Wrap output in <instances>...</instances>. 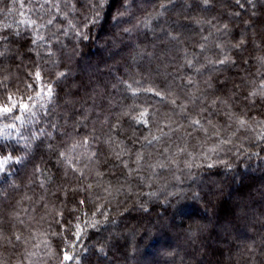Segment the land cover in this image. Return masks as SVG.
Returning <instances> with one entry per match:
<instances>
[{"label": "trees", "instance_id": "16d2710c", "mask_svg": "<svg viewBox=\"0 0 264 264\" xmlns=\"http://www.w3.org/2000/svg\"><path fill=\"white\" fill-rule=\"evenodd\" d=\"M139 1L135 0L133 4L137 18L147 14L154 16L161 11L164 14L153 21L155 31L133 33L132 39L136 43L154 53L134 61L130 55L132 49L126 46L128 38L122 37L123 43L118 38L120 29L128 27L129 23L125 20L117 24L112 20L118 9L123 11L121 0H109L111 7L104 9L102 18L95 24L85 19L91 18L90 0H71L76 4V11L65 6L69 0H59L60 13L50 8V3L57 0H0V37H8L0 40V52H5L0 56V103H7L9 92L14 99L32 95V89L26 88V84L35 83L31 74L37 65L45 83H52L55 90V100L48 113L37 108L35 119L15 121L16 129H4L7 138L0 136V145H7L9 150L16 148L13 154L23 155L25 140L22 138L30 140L41 130L45 133L53 131L51 123H58L71 132L73 121L85 110H92L87 121L91 128L98 115L103 119L101 113H115L121 104L134 102L131 93H126L124 85L119 84L120 79L128 80L133 87H151L162 92L169 91L165 85L174 81L171 90L178 91L179 77L191 71L182 67L185 55L191 58L193 53H199L201 63L205 56L219 58L216 43L234 44L242 34L247 45L239 52L231 49L229 53L236 59L235 65H216L215 70L209 66L208 71L194 78L203 82L211 77L214 88L208 90L209 98L235 92L234 86L239 85L237 98L244 107L243 95L259 87L257 71L264 72L254 58L264 55V50L252 44L253 32L257 33V41L264 33V0H208L207 4L204 0H173L176 7L166 9H161L160 5H167L168 0ZM38 5H44V9H39ZM208 10L212 12H206ZM65 12L66 16L62 14ZM49 19H53L50 25L47 24ZM197 19L200 24L194 22ZM31 20L44 26L34 27L29 23ZM161 28L179 32L181 43H168ZM77 30L88 39H81ZM209 33L212 35L206 42L207 50L198 48L201 37ZM41 36L42 40L38 38ZM32 39H36V44L30 43ZM60 71L66 76L57 79L56 73ZM113 84L118 87L113 89ZM171 99L154 92H141L135 98V103L151 106L150 111L155 110L158 120L172 119L182 123L184 128L171 135L172 147L167 159L159 155L162 147L169 143L167 137L163 143L145 149L152 155L146 159L140 175L151 176L150 181L135 175L126 179L121 169H114L110 164L102 169L107 173L104 183L110 181L113 190L107 195L95 188L93 195L100 196L95 203L105 205L100 211H107L109 222L96 228L81 223L85 234L79 240L73 235L76 225L82 220L91 222L94 209L89 204L86 217L81 215L83 208L71 211L75 206L73 194L69 192L65 199L56 192V186L67 184L72 188L79 181L71 172L68 179H64L44 145L35 147L36 142H32L29 159L21 165H12V171L18 172L12 177L18 187L0 184V217L5 221V235L12 232L22 235L21 241L13 238L11 245L0 246V261L4 264H58L57 254L62 255L64 248L71 250L74 243L82 264H264V141L258 139L264 128L253 124L237 131L235 124L228 126L219 106L213 109L199 102L196 108L189 106L192 115L198 107H207L203 118L211 119L219 126L222 130L220 138L231 140L213 151L220 138L211 135L212 129L208 125H205L209 127L207 135L193 132L187 119L173 108ZM109 101L115 106H110ZM260 111H264V106L258 104L252 115L259 119ZM10 123H13L11 119L0 117V129ZM125 129L129 137L133 131L138 136L145 134L143 128L128 129L127 124ZM185 132H191V136L185 137ZM233 132L235 135H231ZM120 139H124V135H120ZM176 146L185 147V151L176 153ZM160 162L166 167L155 170L148 167ZM209 164L213 167L209 168ZM35 165L46 169L45 176L34 172ZM47 175H53L54 179L46 184L45 192L40 187V180L46 179ZM120 185L124 187L115 191ZM5 191L6 198L2 195ZM41 196L45 200L37 203ZM178 202L185 211L183 215L175 211ZM241 203L247 206V215H234L236 206ZM59 211H63V218L57 215ZM95 219H101V215L98 213ZM197 221L207 227L190 237L188 230L190 226L196 230ZM54 232L59 235H52ZM101 247L103 253L99 251Z\"/></svg>", "mask_w": 264, "mask_h": 264}, {"label": "snow or ice", "instance_id": "6c2138e0", "mask_svg": "<svg viewBox=\"0 0 264 264\" xmlns=\"http://www.w3.org/2000/svg\"><path fill=\"white\" fill-rule=\"evenodd\" d=\"M208 0H204V3L207 4ZM135 0H121V10H117L116 14L112 16V20L117 24L125 22L129 23L128 27L120 29L121 42L123 43L122 37L128 38L127 47H130L132 51L130 52L131 58L135 61L137 57H151L154 55L152 52H147L145 47H142L140 44L136 43L133 39V33L139 34L143 30L155 31L153 29V21L158 20L160 16L164 13L163 11L156 13L154 16L147 14L142 18H137L134 15L133 4ZM66 7H70L73 11H76V4L72 3L71 0ZM168 6L173 8L176 7V4L173 0H168V4H161V9H166ZM39 9L43 10L44 5H38ZM106 7H111L109 0H90L88 8L91 12V18L85 17L88 20V23L95 24L102 18V13ZM185 7V5H181ZM191 7V5H187ZM50 8H54L57 13L61 11V5L59 0L56 3H50ZM67 15V13H62ZM54 19V18H53ZM53 19H49L47 24H52ZM134 21V23L132 22ZM196 24H200V20L194 21ZM34 27H43L44 25L37 24L36 20L29 21ZM246 24H250L249 21H245ZM7 27V26H6ZM87 27V25H85ZM227 29V25L223 26ZM160 31L164 33L165 39L168 43L175 42L177 44L181 43L180 33L173 31L171 28L164 29L161 28ZM219 31V29H217ZM77 34L81 39H88L87 35L79 32ZM212 34L209 33L208 36L201 37V43L197 45L198 48L202 50H207L206 42L209 40V37ZM257 33L253 32L252 35V44L255 48L264 50V33L260 34L259 41L256 39ZM43 39V37H38ZM8 37H0V40H7ZM31 44H36V39L30 41ZM248 43L244 38V34L241 35V38L236 43L229 42L228 45L217 42L215 47L219 50V58L209 59L207 56L204 57V62L201 63L199 60V53H193L191 58L188 55L184 57V64L182 67L191 69V71L186 76L179 77L180 84L177 86L178 91L171 90L172 83L165 85L167 89H170L167 92L157 91L155 88H146L141 89L139 87H133L132 83H129L128 80H119V84L124 85V90L126 93H131L133 98V103L127 105H120V110L113 113L108 111L103 115V119H100L99 115L96 117L91 128L88 127L87 121L90 119L92 110H85L75 121H73L71 127L72 131L68 132L65 127L59 125L58 123H51L50 127L53 129L51 132H44L43 130L38 133H34L31 139L22 138L25 140L24 149L25 154L23 155H14L16 148L9 150L7 145H0V184L7 185L11 188H16L18 185L12 177L18 175V172L12 171V165H21L26 159H29L28 152L33 150V143L35 147L44 145L47 150L48 155L52 158L57 172H62L63 178L68 179L69 173L71 172L73 177L79 181L75 187L69 188L67 184H58L56 186V192L63 195L65 199L68 198L69 192L73 194L75 198V206L71 209L72 212L81 211L82 216H88V205L91 204L93 211H91V216L93 219L91 222L88 220H82L76 225V231L73 233L76 240H79L84 234L85 229L81 227V223L86 225L88 228H96L102 223L109 222V215L107 211L101 213V208H104V204H97L96 201H99L100 196H94L93 191L95 188H99L102 192L107 195L111 194L113 190V185L110 181L106 184L104 183V177L106 176V171L102 170L111 165V167L119 168L122 170L125 178H131L133 175L139 177L141 180H151L152 177H144L140 175L141 170L143 169L146 159L151 158V152H146L145 149L151 148L156 144H161L164 142L167 137L169 143L167 146H163L162 150L159 151V155L163 156L165 159L168 158L172 144L170 142L171 135L180 131L184 128L182 123H178L172 119H157V114L155 110L150 111V107H145L143 104L135 103V98L141 92H154L155 95L164 97H172L170 100L171 105L174 109H178L180 115L185 117L188 121V127L193 132H203L206 135L209 133V127H211V135L217 138L221 137V129L217 124H214L211 119H204L202 114L207 112V107H198L196 114L192 115L189 112V106L196 108L198 102L200 104L210 105L213 109H216L218 106L223 109V116L227 118L228 126L231 127L235 124L237 131L244 128H249L253 124L257 125L260 128H264V111L258 112L259 119L252 115L253 109L259 104L264 106V72L258 70L257 75L260 76L259 87L253 88L247 91L243 97L242 101L244 107L240 106V100H238L239 85L234 87L237 91L227 94L225 96L213 95L212 98H209L207 92L209 89H213L214 85L212 83L211 77L205 79L203 82L194 78L196 75L201 74L205 71H208L209 66L215 70V66L219 65L224 67L226 65H235L236 59L230 55L231 49L241 51L244 46ZM155 47V45H153ZM49 51H51L49 49ZM187 52V49H184ZM5 52H0V56H4ZM39 55V53H37ZM256 61L264 68V55H259L254 57ZM66 76V73L63 71L57 72V79L63 78ZM31 77L34 79L35 83L26 84V88L32 89V95H28L26 99H14L12 93H7L6 101L7 103H0V117L5 120L11 119L13 123L5 124L3 129H0V136L6 137L4 129H16L15 121L27 122L29 117L35 119L36 109H42L45 114L48 113L49 106L55 100V90L52 83H45L44 76L40 67L37 65L36 70L31 74ZM138 83V82H135ZM203 83V87H201ZM251 83V82H249ZM117 84H113L112 88L116 89ZM110 106H115L112 101H109ZM203 121V122H202ZM68 124V121L65 120V125ZM125 124L128 125V129L139 130L143 128L145 134L137 135L136 131L132 132V136L127 135V129H125ZM99 125V127H97ZM208 125L209 127H206ZM155 128V131H153ZM120 135H124V139H120ZM231 135H235L233 132ZM184 136H191V132H185ZM259 140L264 141V133L259 135ZM45 140L49 141L45 143ZM231 143V140H225L220 138L219 143L215 146L213 151L216 148H219L221 144ZM129 144L132 146L129 147ZM264 150V149H262ZM185 147L176 146V153H183ZM106 154V155H105ZM105 157L101 159V157ZM171 163L175 164V160H171ZM132 165H135L133 167ZM191 167L190 164L187 165ZM149 168L155 170V168L160 167L164 168L166 165L163 162L157 164H149ZM209 168L213 167V164L208 165ZM228 167H231L229 164ZM34 172L40 173L41 176H45L46 169H42L39 165L34 166ZM114 174V173H113ZM54 179L53 175H47L46 179L40 180V187L47 191L46 184L50 183ZM120 187L115 188L114 190L119 192ZM2 195L6 198L7 192L5 191ZM154 195V193H153ZM194 198L195 195H194ZM45 200L44 196H41L37 203H40ZM47 207V204L44 205ZM141 207H144L141 205ZM147 210V209H145ZM35 211V209H33ZM175 211L178 215L185 214L183 208L178 204L175 206ZM101 215V219H95L97 214ZM238 213L239 216L247 215V206L245 204H238L234 210V215ZM15 215L19 216V213ZM57 215L63 218V211L57 212ZM189 218H191L189 216ZM80 218L77 217V220ZM23 225V220L20 221ZM60 224V221H57ZM196 230H193L190 226L188 234L190 237L197 235L198 231H203L206 229V225L195 222ZM52 235H59V233H52ZM13 238L15 241L19 242L22 240V235L19 232H12L10 235H5V221L0 217V246L11 245ZM27 243V241H24ZM45 247L47 248V242H45ZM69 248H64L61 250L62 255L59 253L58 264H82V258L79 253L76 252L75 244L73 243ZM251 249V245H249ZM86 251V250H84ZM101 253L104 252L103 247L99 249ZM35 255V253H31ZM171 255V253H169ZM0 264H4L3 261H0Z\"/></svg>", "mask_w": 264, "mask_h": 264}, {"label": "rangeland", "instance_id": "374dc122", "mask_svg": "<svg viewBox=\"0 0 264 264\" xmlns=\"http://www.w3.org/2000/svg\"><path fill=\"white\" fill-rule=\"evenodd\" d=\"M142 1H144V0H142ZM142 1L140 0L139 3H142ZM137 7H138V6H136V8H137ZM206 12L211 13L212 11H211V10H208V11H206ZM202 215L205 216V214H203V213H202Z\"/></svg>", "mask_w": 264, "mask_h": 264}]
</instances>
